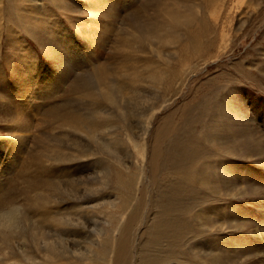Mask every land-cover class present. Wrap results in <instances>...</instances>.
Listing matches in <instances>:
<instances>
[{"label": "rangeland", "instance_id": "obj_1", "mask_svg": "<svg viewBox=\"0 0 264 264\" xmlns=\"http://www.w3.org/2000/svg\"><path fill=\"white\" fill-rule=\"evenodd\" d=\"M0 96V264H264V0H0Z\"/></svg>", "mask_w": 264, "mask_h": 264}, {"label": "bare ground", "instance_id": "obj_2", "mask_svg": "<svg viewBox=\"0 0 264 264\" xmlns=\"http://www.w3.org/2000/svg\"><path fill=\"white\" fill-rule=\"evenodd\" d=\"M60 2V1H59ZM61 4V3H60ZM41 14V13H40ZM45 21V20H44ZM36 24V23H35ZM39 24V23H38ZM44 24V23H43ZM42 24V25H43ZM26 26V25H25ZM28 26V25H27ZM39 26V25H38ZM37 26V27H38ZM188 27V26H187ZM28 29V28H27ZM31 33V32H30ZM175 36V35H174ZM176 37V36H175ZM181 39V38H180ZM155 69V68H154ZM157 69V68H156ZM162 73V72H161ZM156 74H159V73H156ZM165 76V75H164ZM163 77V76H162ZM44 78V77H43ZM45 79V78H44ZM47 79V78H46ZM44 82V81H43ZM49 81H46L45 85H48ZM41 83V82H40ZM38 84V83H37ZM42 85V84H41ZM44 85V84H43ZM49 86V85H48ZM31 88V86H29ZM45 87V86H44ZM28 88V87H25V90H26V95L24 97V99L21 102V105H23V108H26V112L24 113V116L22 115L23 118L26 119V115L30 116L29 114H31L32 110H34V106L36 105L35 103H33V99H28V97L31 95V94H34V98L37 97L40 93L42 92H32L31 89ZM48 88V87H47ZM230 93V92H229ZM38 94V95H37ZM109 94V93H107ZM42 96V95H41ZM39 97V96H38ZM37 97V98H38ZM36 99V98H35ZM34 99V100H35ZM40 99V98H39ZM0 100H2V96H0ZM111 100V99H110ZM225 101V100H224ZM3 104V103H2ZM35 104V105H34ZM9 106H7L6 104L2 107L4 109H7ZM18 107V106H17ZM229 108V107H228ZM231 108L233 109V107L231 106ZM237 108V107H236ZM235 108V110H236ZM16 109V108H15ZM20 109V108H19ZM30 109L31 112L28 110ZM242 109V108H241ZM25 110V109H24ZM230 110V109H229ZM12 112V111H11ZM15 112V111H14ZM229 112V111H228ZM234 112V109L231 110L230 113H233ZM18 113V112H17ZM235 113V112H234ZM241 113V112H240ZM243 114V113H242ZM227 115V114H226ZM10 115H8L9 117ZM2 117V116H1ZM11 117V116H10ZM31 117V116H30ZM88 117V116H87ZM4 118V117H3ZM23 118L21 119H18L17 118V121L15 120V116L14 118H11L9 119L8 123L5 125V128L7 130V133H8V137L6 136V140H8V143H12L13 145H18L19 147L24 145L25 144V140H27V135L26 134H29L27 133V128L25 127H29V126H25L24 127V123H22V121H19V120H22ZM28 118V117H27ZM221 118V117H220ZM232 118V117H231ZM247 118V117H246ZM24 119V120H25ZM29 119V118H28ZM90 119V118H89ZM92 119V118H91ZM8 120V119H7ZM94 120V119H93ZM235 120V119H234ZM251 120V119H250ZM238 121L240 122V120L238 119ZM6 122V121H5ZM29 122V121H28ZM26 122V123H28ZM236 122V121H235ZM235 122H230V123H235ZM243 122V121H242ZM241 122V123H242ZM96 123V122H95ZM29 124V123H28ZM99 124V123H98ZM26 125V124H25ZM92 125V124H91ZM216 125V124H215ZM241 125V124H240ZM97 126V125H96ZM242 126V125H241ZM218 127V126H217ZM224 127V126H223ZM239 127V126H237ZM169 128V126H165L163 127L162 129L158 130L159 132L157 133V136H156V139H155V143L156 145H160L161 143V140H162V137L164 138L163 136V132L165 130H167ZM219 128V127H218ZM217 129V128H216ZM224 129V128H223ZM164 130V131H163ZM30 130H28L29 132ZM219 131V130H218ZM222 131V130H221ZM26 132V134H25ZM6 133V134H7ZM167 133V131H166ZM169 133V132H168ZM226 133V132H225ZM237 133V132H236ZM233 134H234V131H233ZM165 135V134H164ZM221 135V134H220ZM228 136V135H227ZM5 138V137H4ZM214 138V137H213ZM155 146V145H154ZM155 146L154 147V153H153V160L156 161V158L157 156H159L157 154V147ZM223 147V146H222ZM229 147V146H228ZM224 149V148H223ZM160 152V151H159ZM227 153V152H226ZM221 154V153H220ZM2 157V156H1ZM232 159V158H231ZM206 160H204L205 162ZM220 161V160H219ZM224 161V160H223ZM217 163V162H216ZM227 163V162H226ZM206 164V163H205ZM227 165V164H226ZM224 166V165H223ZM226 167V166H225ZM231 167V166H230ZM223 168H221L222 170ZM228 169V168H227ZM225 172V171H224ZM229 172V171H227ZM209 173V168L205 170V172L202 174V176L200 177L199 179V182H202L204 180H206L207 178V175ZM215 173V172H214ZM217 173V172H216ZM212 176V175H211ZM224 177V176H223ZM213 179V177H212ZM210 181V180H209ZM1 183V182H0ZM207 183V182H205ZM52 185V184H51ZM262 205V204H261ZM140 206V205H139ZM43 210V209H42ZM45 210V209H44ZM46 211V210H45ZM16 213V212H15ZM58 214V213H57ZM123 214V213H122ZM127 220L126 222H124L122 225H121V229H120V232H121V235L120 237L118 238V241L115 245V249L113 251V255H112V259L110 260V263L111 264H130L129 263V260H130V240H131V237H132V231H133V224L137 221V213L133 210V211H130L128 212V215H127ZM40 217V216H39ZM42 217V216H41ZM8 218V217H7ZM140 220V219H139ZM56 223V222H55ZM54 223V224H55ZM42 233V232H41ZM116 241V239H115ZM104 260V259H103Z\"/></svg>", "mask_w": 264, "mask_h": 264}]
</instances>
